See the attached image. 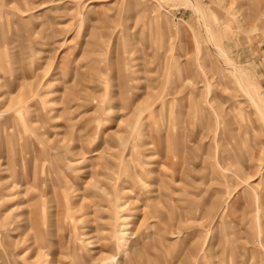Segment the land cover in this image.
<instances>
[{"label":"rangeland","instance_id":"rangeland-1","mask_svg":"<svg viewBox=\"0 0 264 264\" xmlns=\"http://www.w3.org/2000/svg\"><path fill=\"white\" fill-rule=\"evenodd\" d=\"M0 264H264V0H0Z\"/></svg>","mask_w":264,"mask_h":264}]
</instances>
